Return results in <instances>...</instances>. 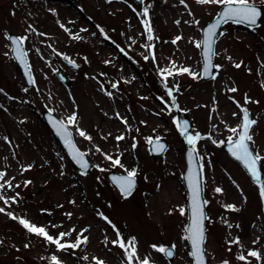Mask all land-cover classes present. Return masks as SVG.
<instances>
[{
  "label": "rangeland",
  "instance_id": "rangeland-1",
  "mask_svg": "<svg viewBox=\"0 0 264 264\" xmlns=\"http://www.w3.org/2000/svg\"><path fill=\"white\" fill-rule=\"evenodd\" d=\"M255 2L262 13L256 27L228 22L219 29L214 78L203 82L195 45L202 25L220 5L197 0H143L140 7L132 0H0V172L5 173L0 184L6 185L0 195L9 199L7 205L0 200L5 209L0 213V264H52L54 255L60 264H127L124 250L112 243L117 231L125 242L135 238L133 264L144 259L150 264H191L184 239L185 162L177 110L188 118L191 133L206 136L195 148L204 172L208 263L264 264V197L220 148L229 137L237 138L230 129L240 128L245 108L256 121L249 147L264 157V4ZM9 33L24 38L33 88L24 85L10 56ZM58 56L68 57L78 68L62 64ZM57 68L70 78L69 86L56 78ZM182 68L195 78L178 74ZM43 110L69 125L77 146L92 162L88 175L70 165L41 121ZM72 116L75 123L69 124ZM81 130L91 139L81 137ZM153 139L168 143L161 157L147 151ZM106 156L118 158L120 165ZM259 164L264 183V159ZM133 170L137 188L122 198L106 175ZM153 193L168 196L155 226L149 218ZM20 219L44 227L53 237L67 231L70 235L62 243H74L78 236L87 243L58 250L27 232ZM243 224L247 236L238 231ZM152 245H175L173 258L167 260ZM252 250L260 253L259 260L247 255ZM240 255L246 260H239Z\"/></svg>",
  "mask_w": 264,
  "mask_h": 264
},
{
  "label": "snow or ice",
  "instance_id": "snow-or-ice-1",
  "mask_svg": "<svg viewBox=\"0 0 264 264\" xmlns=\"http://www.w3.org/2000/svg\"><path fill=\"white\" fill-rule=\"evenodd\" d=\"M184 0H181V3H183ZM197 3L199 4H213V5H220L222 7V11L219 15V18L215 21V23L211 24V26L206 30L204 33V38L201 43H196L197 48H203L205 49V56H206V63L204 65V73L205 75L210 74V69L212 67L211 58L213 53V44L215 43L214 37L217 35V29H219L221 24H226L229 21L234 23H248L250 25H256L257 22L261 19V10L257 7L255 0H197ZM261 4H264V0H260ZM144 15L147 16V9L144 11ZM179 23V22H177ZM147 25V22H146ZM148 32L147 40L151 41L153 40V36L151 34V28L150 26H146L145 29ZM78 38V37H74ZM12 44L15 45V53H16V59H18L21 63H25V57L26 52L23 50L22 45L24 43V38H11ZM181 39L180 37H177L176 40ZM176 40H173L172 43H176ZM148 47H151L149 45ZM147 59V57H145ZM65 60L68 61V63L73 64L74 63L69 60L68 57H64ZM27 67V65L25 64ZM219 67V66H217ZM236 67H240L239 64L236 65ZM169 75H172L173 73L171 70H165ZM182 73H188L190 75H193V78H195V74L191 73L188 68H182L179 70L178 74ZM214 78V77H213ZM31 79V78H30ZM113 87H116V85H113ZM231 91L235 92L236 89H230ZM168 95L171 96L172 92L169 91ZM247 102V98H246ZM243 111V123L240 126L239 129L232 128L230 129L231 132L237 133L238 138L233 139L232 137L228 138V146L229 151L231 155L237 160L240 161L244 168L248 171V173L251 175V177L254 179V181L259 184V191L260 195L264 197V183L261 182V173L258 169V162H260L264 157H261L259 154H253V152L250 150L249 142L253 140L252 135L250 134V130L252 126L256 123L255 120L249 119L247 110ZM235 115V113H234ZM75 116H72L69 118L68 123L74 124L75 123ZM54 126L58 124L57 132L60 134L69 150L72 152L73 158L77 161V163L80 164L82 168H85L86 162L84 161L85 153L80 152L76 146L74 145L72 141V133L68 131L67 126L63 122H53ZM181 134H185L188 132V126L185 124L180 129ZM79 135L81 137H84L85 139H91V137L87 136V134L84 131H79ZM118 140L124 139L123 136L117 137ZM201 139L200 135H188L187 141L190 145H195L197 141ZM150 143L152 141H149ZM157 146L160 148L161 151H164V146L159 144V140L157 139ZM215 143V141H214ZM135 147V145H133ZM193 152H195V148H193ZM106 159L110 160L111 163L115 165H120V160L113 159L111 156H106ZM136 175V172L128 171L126 177H114V179L117 181V184L120 188L121 193L126 197L131 194V191L134 186V177ZM5 176V173L0 172V180H3ZM30 183V182H28ZM5 184H0V189L4 188ZM189 186L192 190V204H191V213H192V221L187 229L188 235L184 237V239L191 242L192 246V253L191 255L195 258L196 264H205L204 261V250H203V244L205 241V228H204V221L207 219L205 213H204V206L207 204V201H201L200 199V180L198 178V174H190L189 176ZM7 187H12L11 182H7ZM215 191L217 193H221V188H216ZM0 200H3V202L7 205L9 204V199L5 198L4 196L0 195ZM11 202L15 203L16 198H11ZM227 208H229L232 211H235L236 208L234 205H228ZM4 208H0V213L4 212ZM12 219H17V217L12 216L11 213H8ZM181 214H183V210H181ZM104 219H107L104 217ZM20 224L27 230V232L31 234H35L41 238H43L45 241H47L50 244H53L57 247L58 250H65L69 248H79L82 244L87 243V238L81 239L80 236L77 237V240L74 243H62L64 238L70 233L61 232L57 237H53L48 233V231L44 227H38L36 225H33L31 222L27 221L26 219H20ZM82 236V233H81ZM117 237L118 239L116 241H113L112 243L116 246H118L120 249L124 250V253L126 255L127 264H133V261L137 258V253L135 251V238H132L131 240H128L127 242L124 241L123 238L120 237L119 232L117 231ZM233 243L239 244V240L233 241ZM255 243V242H254ZM25 247H28V245H25ZM152 247L159 253L164 254L167 257H171L173 255V251L169 248H166L164 246H157L152 245ZM175 248V245L172 246V249ZM249 257H254L257 260L261 258V255L259 252L252 250L249 251L247 254ZM86 259V257H85ZM238 259L241 261H245L246 257L244 255L238 256ZM52 264H60L58 258L54 255L51 257ZM96 264H104L103 261L97 260ZM142 264H150V261L148 259H144L142 261Z\"/></svg>",
  "mask_w": 264,
  "mask_h": 264
},
{
  "label": "water",
  "instance_id": "water-1",
  "mask_svg": "<svg viewBox=\"0 0 264 264\" xmlns=\"http://www.w3.org/2000/svg\"><path fill=\"white\" fill-rule=\"evenodd\" d=\"M137 4H141V0H134ZM222 11V7L221 9L218 11L216 17L210 21V22H207L203 25L202 27V30H201V37H202V40L201 42L203 41V38H204V33L206 32V30L211 26V24L215 23V21L219 18V15ZM244 23V22H242ZM245 25L247 26H256V25H250L248 23H244ZM223 24L220 25V27L222 26ZM219 27V28H220ZM218 30L217 29V33H218ZM9 37L11 38H18L17 36L13 35V34H9L8 35V41L9 43L11 44V48H10V54L13 58V61L14 63L16 64L18 70L20 71L21 75L23 76L24 78V81H25V84L28 86V87H31L34 85L35 81H34V77H33V74H32V71H31V67H30V64H29V60H28V56L26 54V57H25V63H21L18 59H16V53L14 51L15 49V45L12 44V41L11 39H9ZM216 36L214 37V40H215ZM215 44V43H214ZM214 44H213V53H214ZM22 48L23 50L25 51L24 49V45H22ZM200 56H201V63H202V73H201V79L202 80H208L210 79L212 76H213V71H214V65H213V55H212V58H211V63H212V67L210 69V74L209 75H205L204 73V65L206 63V56H205V49L203 48V46L200 48ZM51 59H53L52 56H49ZM66 64L76 68V64L74 63L75 66H73V64H70L68 63V61H65L63 60ZM25 64L27 65V67L25 66ZM56 76L59 78V80L64 84V85H69V79L65 77V75L61 72V70H58L56 72ZM31 78V79H30ZM245 110V109H244ZM249 117V115H248ZM42 121L49 127V129L51 130L52 134L55 136V138L57 139V141L59 142V144L61 145V147L63 148L65 154L67 155V157L70 159L73 167L80 173L82 174H87L90 172L91 170V164L90 162L88 161V159L86 158V156H84V161L86 162V167L85 168H82L80 166L79 163H77V161L73 158V155H72V152L69 150V148L67 147V145L65 144V141L63 139V137L58 134L57 132V127H58V124L56 126H54V121L55 122H63L61 120H59L52 112L50 111H43L42 112ZM177 121H178V125H177V129H178V132H179V135L183 141V145H184V157H185V162H186V167H185V170L182 174V180H183V184H184V187H185V191H186V203H187V209H188V222H187V227H186V235H188V232H187V229L189 228L190 224H191V221H192V213H191V204H192V190L189 186V176L190 174H198V178L200 180V188H201V192H200V199L201 201H204L203 199V194H202V176H203V172H202V169H201V166L199 164V161H198V157H197V153H196V150L195 152H193V148L194 145H190L187 141V136L189 135L190 133V130H191V126L189 124V121L185 118L184 114L182 112H178L177 113ZM64 123V122H63ZM242 123H243V118H242ZM65 124V123H64ZM185 124H187L188 126V132L185 133V134H181V127H183ZM68 128V127H67ZM68 131L69 128H68ZM71 132V131H70ZM72 141H73V137H72ZM157 140H154L150 143V147H149V152L156 155V156H161L166 148H167V143L162 141V140H159V144L163 145L164 146V151H161L160 148L157 146ZM74 143V141H73ZM75 145V143H74ZM76 146V145H75ZM77 148V147H76ZM222 148L230 155V151H229V146H228V143L224 146H222ZM78 149V148H77ZM233 157V156H232ZM234 158V157H233ZM235 159V158H234ZM240 163V165L242 166V168L244 169V171L247 173V175L249 176V178L251 179V181L258 185L254 179L251 177V175L248 173V171L244 168L243 164L238 161ZM258 169L260 170V173H261V182L263 181V173H262V170L259 166V163H258ZM126 177L127 174H115V173H111L107 176V178L109 180H111L113 182V184L117 187V189L119 190L120 194L125 197L121 191H120V188L117 184V181L114 179V177ZM134 179V178H133ZM136 187V181L134 179V186H133V189L131 191V193L133 192V190L135 189ZM129 196V195H128ZM127 197V196H126ZM204 213H205V206H204ZM263 212H264V203H263ZM204 228H205V221H204ZM187 243L189 245V249H190V257L192 259V264H196V260L195 258L191 255L192 253V246H191V242L187 240ZM171 249V248H169ZM172 250V249H171ZM203 250H204V244H203ZM173 251V250H172ZM165 256V255H164ZM167 259H171L173 257V255L171 257H167L165 256ZM204 261H205V264H207V260H206V256H205V253H204Z\"/></svg>",
  "mask_w": 264,
  "mask_h": 264
},
{
  "label": "bare ground",
  "instance_id": "bare-ground-1",
  "mask_svg": "<svg viewBox=\"0 0 264 264\" xmlns=\"http://www.w3.org/2000/svg\"><path fill=\"white\" fill-rule=\"evenodd\" d=\"M176 66L179 67V64L176 63ZM192 95H193V93H192ZM205 110H206V108H205ZM206 113L207 114L205 115V117H208L210 111H206ZM197 134L200 135L201 139H204L206 137V136H203V134H201V133H194V132H192L190 135H193L194 136V135H197ZM260 139H261V137H260ZM261 140L263 142V139H261ZM169 190H171V188H168L167 189V191H169ZM168 194H169V192H168ZM169 198L171 199V197H169ZM166 202L168 203V196L165 199H163V196L160 193H153V197H152V201H151V209H152V211H151V215L149 217L152 226H155L154 220L156 218L160 217V215H161V212H160V206H161V204L163 206V204L166 203ZM245 225L246 224H243L241 226L240 230H238V231L241 232V233H243L245 236H247L249 233H248V230L245 231ZM220 231H223V230H220ZM63 232L68 233L67 231H63ZM142 244L143 243H140V247H141Z\"/></svg>",
  "mask_w": 264,
  "mask_h": 264
}]
</instances>
